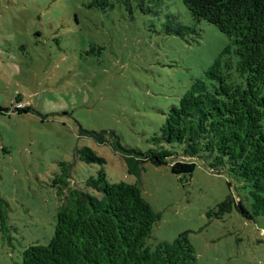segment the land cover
Returning <instances> with one entry per match:
<instances>
[{"label":"rangeland","instance_id":"rangeland-1","mask_svg":"<svg viewBox=\"0 0 264 264\" xmlns=\"http://www.w3.org/2000/svg\"><path fill=\"white\" fill-rule=\"evenodd\" d=\"M91 4L0 0V108L8 110L0 114V264H22L29 245H47L68 189H84L101 168L111 184L138 181L160 214L147 247L187 232L196 264H264V217L246 219L228 203L249 208L237 178L194 159L191 175L145 163L137 180L112 149L116 139L147 152L169 106L195 79L209 82L218 58L223 75L243 82L232 39L206 22L182 37L167 34L175 23L189 24L181 0H159L150 14L131 15ZM16 99L30 112H14ZM85 147L105 164L80 161ZM61 163L69 165L67 177Z\"/></svg>","mask_w":264,"mask_h":264},{"label":"trees","instance_id":"trees-1","mask_svg":"<svg viewBox=\"0 0 264 264\" xmlns=\"http://www.w3.org/2000/svg\"><path fill=\"white\" fill-rule=\"evenodd\" d=\"M181 2L189 13V24L175 23L167 34L182 37L200 22L214 26L232 39L235 69L244 81L234 83L228 74L223 75L218 58L206 73L209 82L195 79L178 103L169 106L147 152L123 148L116 139L112 149L137 180L145 163L169 164L173 175L183 177L193 173L194 159L209 161L211 169L225 170L246 190L249 208L242 200L228 203L246 219L264 217V0ZM158 3L93 0L90 7L102 10L118 5L130 15L133 11L150 14ZM225 67L231 69L229 64ZM16 104L13 111L18 114L31 110L19 99ZM7 111L0 108V114ZM86 135L98 144L106 143L96 133ZM77 155L86 164H105L87 147ZM60 166L67 177L69 165ZM160 218L142 198L138 181L111 184L101 168L86 180L84 189H68L52 239L45 246L29 245L22 252V264H196L187 232L153 249L145 245Z\"/></svg>","mask_w":264,"mask_h":264}]
</instances>
